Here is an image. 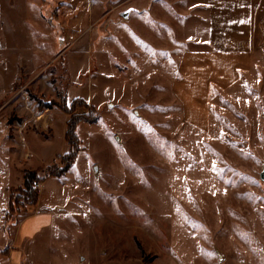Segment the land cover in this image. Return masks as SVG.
<instances>
[{
	"label": "rangeland",
	"instance_id": "1",
	"mask_svg": "<svg viewBox=\"0 0 264 264\" xmlns=\"http://www.w3.org/2000/svg\"><path fill=\"white\" fill-rule=\"evenodd\" d=\"M172 2L0 0V246L33 209L6 221L9 189L65 167L66 90L89 123L37 188L56 246L89 264H264V51L221 85L180 84Z\"/></svg>",
	"mask_w": 264,
	"mask_h": 264
},
{
	"label": "crops",
	"instance_id": "2",
	"mask_svg": "<svg viewBox=\"0 0 264 264\" xmlns=\"http://www.w3.org/2000/svg\"><path fill=\"white\" fill-rule=\"evenodd\" d=\"M175 1L173 5L182 10V14L175 15L182 19L180 26L184 28L180 41V84L191 85L197 91L206 89L204 85L209 82L221 85L235 66H248L251 57L264 51V0H182L181 4ZM159 5L152 12H159ZM184 86L180 90L185 91ZM21 187L9 189L4 219L12 190ZM57 216L54 210L42 206L39 198L32 213L20 215L22 219L11 244L0 246V264H89L56 246Z\"/></svg>",
	"mask_w": 264,
	"mask_h": 264
},
{
	"label": "trees",
	"instance_id": "3",
	"mask_svg": "<svg viewBox=\"0 0 264 264\" xmlns=\"http://www.w3.org/2000/svg\"><path fill=\"white\" fill-rule=\"evenodd\" d=\"M67 103L68 102L65 90L64 93H61V104L59 106V109L62 111H66V113L72 115V118L69 120L67 125L66 141L70 147V151L68 154H66V157L64 159L65 167L61 170H58L57 174H52L47 171V175L45 177H38V174L34 171L26 172L24 176L23 187L12 190L9 212L5 217L7 221L11 220L10 217L19 215L28 207L34 208L39 201V196L37 193L38 185L44 183L48 176L61 178L63 174L68 172L75 163V160L80 153L77 129L81 123H89L88 121L83 119V116L76 115V111L79 103H83L81 105L85 107H88V105L86 102L78 100L75 101L72 104V108L69 109Z\"/></svg>",
	"mask_w": 264,
	"mask_h": 264
},
{
	"label": "water",
	"instance_id": "4",
	"mask_svg": "<svg viewBox=\"0 0 264 264\" xmlns=\"http://www.w3.org/2000/svg\"><path fill=\"white\" fill-rule=\"evenodd\" d=\"M129 13H130V12H126V13H124V14H123V17H124V18H127V17L129 16ZM261 179H262L263 182H264V171H263V173H262V175H261Z\"/></svg>",
	"mask_w": 264,
	"mask_h": 264
},
{
	"label": "snow or ice",
	"instance_id": "5",
	"mask_svg": "<svg viewBox=\"0 0 264 264\" xmlns=\"http://www.w3.org/2000/svg\"><path fill=\"white\" fill-rule=\"evenodd\" d=\"M130 11H133V10H130ZM138 39V38H137Z\"/></svg>",
	"mask_w": 264,
	"mask_h": 264
}]
</instances>
